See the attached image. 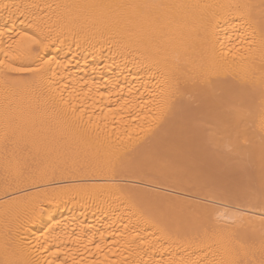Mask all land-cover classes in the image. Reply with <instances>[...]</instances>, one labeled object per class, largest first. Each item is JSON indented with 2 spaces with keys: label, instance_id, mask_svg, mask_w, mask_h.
I'll return each instance as SVG.
<instances>
[{
  "label": "bare ground",
  "instance_id": "1",
  "mask_svg": "<svg viewBox=\"0 0 264 264\" xmlns=\"http://www.w3.org/2000/svg\"><path fill=\"white\" fill-rule=\"evenodd\" d=\"M7 2L53 5V9L41 14L39 23L44 32L53 37L54 46L50 44L45 50V58L53 60L45 69L46 76L26 74L18 83L14 107L21 118L11 140L6 145L0 142V259L4 258L5 238L11 237L20 249L18 259L35 260L39 264L45 259H56L49 251L41 249L42 244L51 251L59 248L60 258H67V264H71L70 257L82 264L93 260L105 264L108 260L121 264L124 260L128 264L214 260L217 244L213 238H205L189 212V209L203 207L204 201L214 205L210 211L221 224H233L241 217L245 219L250 234L259 244L264 212L259 206H249L250 193L256 196L253 203H258L264 175V133L260 130L258 87L250 100L253 116L239 127L213 119L211 126L201 128L189 121L209 119L207 116L189 115L179 107L155 127L152 118L159 113L154 106L139 107L140 101L151 99L148 90L155 89L157 62L169 66L179 63L198 70L204 67L206 54L214 50L218 61L224 53H229L227 60L237 56V64L229 70L243 75L245 63L239 57L248 53L238 42L239 32L225 20L217 21L213 10H208L206 16L199 10H188L179 26L161 24L153 31L146 24H118L111 18L110 11L55 9L57 4H230L240 0ZM21 19L16 18V30L32 31L20 23ZM217 22L221 25L218 28L214 27ZM4 25L5 20L0 18V30H4ZM254 62L258 68L259 51L254 54ZM38 63L37 59L33 67ZM255 75L258 78L259 71ZM61 80L68 84L79 82L77 87L87 80L85 88L97 93L95 99L101 100L99 93L104 94V102L98 104L95 111L90 107L85 109L83 119L91 118L92 135H84L64 123L61 106L52 99L54 95L57 98L61 95L58 83ZM129 88L132 96H129ZM69 92L71 88L62 93L64 99H69ZM109 92L114 100L119 96L135 98L134 114L139 113L140 118L115 123L109 114L105 119ZM3 97L0 91V132L3 130ZM184 126L191 136L188 141L201 136L209 153L187 171L179 158L183 153L180 134ZM116 157H122L124 164L112 176L106 170L108 161ZM6 160L18 162L25 176L37 178L36 183L23 178L9 181L8 191L22 202L20 208L6 203L9 199L4 194ZM224 191L234 195L221 199L220 193ZM50 198H54L51 203ZM33 205L38 213L34 222L28 219ZM125 224L130 225L129 229L124 228ZM49 225L57 227L46 241L44 233ZM73 233L72 240L81 237L83 244L69 240L68 234ZM88 239L101 243L102 250L97 252L94 246L88 245Z\"/></svg>",
  "mask_w": 264,
  "mask_h": 264
},
{
  "label": "snow or ice",
  "instance_id": "2",
  "mask_svg": "<svg viewBox=\"0 0 264 264\" xmlns=\"http://www.w3.org/2000/svg\"><path fill=\"white\" fill-rule=\"evenodd\" d=\"M46 9H53V5L38 2L12 4L7 0H0V13L3 14L0 18L5 20L4 30H0V55L3 57L0 59V91L4 93L3 130L0 132V142L5 145L15 135L18 127L17 121L21 118L17 114L16 107H14L18 83L25 79L26 74H39L43 78L47 74L45 69H48L53 63L51 58H45V50L50 44L54 46L53 37L46 34L39 23L41 14ZM55 9L110 11L112 13L111 18L118 24H146L153 31L161 24L179 26L186 18L188 10H199L204 16L207 15L208 10H213L212 15L217 21L225 20L233 26L235 31L239 32L238 42L241 48L248 53L247 56L241 55L239 57V60L245 63L244 74L238 75L229 70L231 66L237 64V56L233 55L231 60H227L225 57L229 53H224L218 61L214 50L206 54L204 67L198 70L179 63L169 66L157 62L155 63L158 70L156 86L155 89L148 90V96L151 99L140 101L139 107L144 109L148 105L154 106L155 111L159 113L158 117L152 118L155 127H159L161 122L172 115L178 107L189 115L202 114L207 116L209 119L201 118L189 121L190 124L201 128L211 126L213 119L222 123L232 122L239 127L253 116L250 100L258 87L261 105L260 130L264 133V0H259L258 3L256 0H240V2L230 4H57ZM17 17H22L20 23L32 31L29 32L24 29L17 31L15 28ZM220 26L219 22L214 25L216 28ZM228 39L231 41V37ZM257 51L260 53L258 68L254 62V54ZM37 59L39 63L33 67ZM257 71L260 74L258 78L255 75ZM58 83L60 84L61 95L58 98L54 95L52 99L61 106L60 112L64 123L84 135H92L91 118L88 121L83 119L85 109L90 107L95 111L96 106L104 102V94L99 93L101 100L95 99L97 93H93L91 88H85L88 83L87 80L79 87H77L79 82L68 84L61 80ZM69 88H71V92H69V99L66 100L62 93L68 91ZM128 93L129 96L133 95L131 88L128 89ZM140 96L143 97L144 93L141 92ZM106 99L108 107L105 119L109 114L115 123H120L128 118L133 120L140 118L139 113L134 114L135 98L129 99L128 96H119L114 100L111 92H109ZM148 111L150 112L152 109L148 108ZM78 112L79 115H77ZM262 141H264V137H262ZM244 143H248L247 139ZM123 164L122 157L109 160L106 173L115 176L123 168ZM262 172H264V145H262ZM4 174V194L9 197L6 203L17 208L22 207V202L10 195L8 191L11 186L9 181L23 178L26 181L31 180L36 183L37 178L25 176L24 170L14 160H6ZM233 195L231 192L224 191L220 193V198L224 199ZM53 199L50 198L48 202H53ZM253 201H256V196L254 193H250L249 206H259L264 212V175L261 179L258 203H253ZM203 205V207L195 210L189 209V212L195 219L198 229L203 231L205 238L214 239L218 246L216 249L217 258L198 262L191 260L172 261L168 264H264V216L261 217L260 221L261 235L257 245L254 236L249 232V224L245 219L241 217L233 224H221L218 218L214 219V214L210 211L214 205L208 201H204ZM37 215L36 207L33 205L28 219L34 222ZM56 227V225H49L48 230L44 233L46 241ZM129 227V224L124 225L126 230ZM132 230L136 231L134 226H132ZM114 234L123 235V233ZM73 235L75 234H68L69 240H72ZM72 242L83 244V239L77 237ZM87 243L94 246L97 252L102 250L101 243L94 242L92 239H88ZM40 247L49 251L56 258L55 260L45 259L43 264H67V258H60L61 250L59 248L56 251H51L44 244ZM85 247L87 249V246ZM3 250L4 258L0 259V264H39V261L35 260L21 261L18 259L20 249L11 237L5 238ZM65 256L67 257V254ZM70 259L71 264H82L75 257H70ZM87 264H105V262L93 260ZM107 264H121V262L108 260ZM123 264H128L127 260H124ZM144 264H148V261H145Z\"/></svg>",
  "mask_w": 264,
  "mask_h": 264
},
{
  "label": "rangeland",
  "instance_id": "3",
  "mask_svg": "<svg viewBox=\"0 0 264 264\" xmlns=\"http://www.w3.org/2000/svg\"><path fill=\"white\" fill-rule=\"evenodd\" d=\"M186 126L188 125L187 122L185 123ZM186 126L182 128V134H180L182 140H183V146H182V155L179 156L181 162V166L184 170H190L192 164L199 163L200 160L204 159L208 153L207 147L205 146L204 142L199 137L198 140H195L193 142L188 141V139L191 138V136L188 134V131L186 130ZM210 169V166L208 167Z\"/></svg>",
  "mask_w": 264,
  "mask_h": 264
}]
</instances>
